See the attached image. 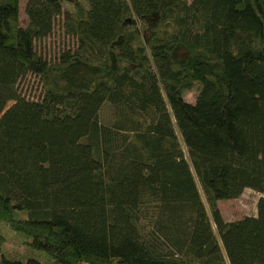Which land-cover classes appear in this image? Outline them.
Wrapping results in <instances>:
<instances>
[{"label": "trees", "instance_id": "obj_1", "mask_svg": "<svg viewBox=\"0 0 264 264\" xmlns=\"http://www.w3.org/2000/svg\"><path fill=\"white\" fill-rule=\"evenodd\" d=\"M190 1L28 0L23 27L0 0V264H42L7 230L55 264H264V0ZM246 189L257 216L226 221Z\"/></svg>", "mask_w": 264, "mask_h": 264}, {"label": "rangeland", "instance_id": "obj_2", "mask_svg": "<svg viewBox=\"0 0 264 264\" xmlns=\"http://www.w3.org/2000/svg\"><path fill=\"white\" fill-rule=\"evenodd\" d=\"M28 0H20V22L23 27L28 24V17L25 11ZM189 2H191L189 0ZM64 18L60 17L56 20L53 33L44 40L36 42L37 52L49 62L58 60L61 53L73 50L77 47L76 40L65 34L63 29ZM201 89L200 83H195L189 91L186 92L185 99L194 104ZM19 92L26 99L32 101L41 100L44 95V88L41 80L34 76L28 75L19 82ZM13 105V102L8 104V108ZM101 119L104 123L110 124L113 120L111 106L106 104L101 111ZM202 199L206 205L209 215H211L210 208L207 204L205 196L199 187ZM263 197L260 193L246 189L242 196L235 200L219 201L218 206L224 219L228 222L238 221L245 216L255 217L258 214L257 205L259 200ZM215 233L217 231L215 229ZM8 242L4 246V251L7 257L26 260L30 257L40 260L42 264H55L52 259L40 251H33L26 244L23 238L14 234L12 231L6 232ZM57 264V263H56Z\"/></svg>", "mask_w": 264, "mask_h": 264}]
</instances>
